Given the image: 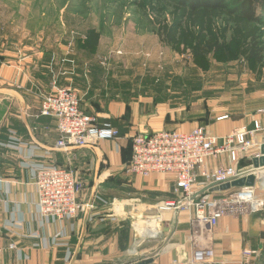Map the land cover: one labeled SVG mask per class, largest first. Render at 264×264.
<instances>
[{
    "label": "crops",
    "instance_id": "1",
    "mask_svg": "<svg viewBox=\"0 0 264 264\" xmlns=\"http://www.w3.org/2000/svg\"><path fill=\"white\" fill-rule=\"evenodd\" d=\"M52 67L47 57L21 55L19 45L0 43V264L189 262L194 239L212 245V264H240L245 249L257 251L254 264H264V211L226 216L212 230L211 237L195 230L185 213L167 212L162 222H155L157 206L173 198L175 177L154 174L142 178L126 171L133 136L139 129L140 133L154 131L142 126L95 146L58 149L56 120L40 115L43 97L57 87ZM68 76V63L61 61L58 88L68 84ZM84 97V103L91 99ZM81 109L92 115L82 107V98ZM101 110L105 111L101 120L122 114L111 104ZM255 121L264 127V114L253 111L238 120L222 118L209 131L224 137L239 128L251 130ZM256 141L239 168L250 167L260 155L264 131ZM228 164L227 156L207 161L209 169ZM53 167L73 169L81 183L78 200L91 207L77 218L58 220L39 212L34 177ZM201 184L200 179L198 186ZM198 190L199 194L205 192L201 187ZM235 190L217 191L213 196L222 197ZM255 190L264 200V170L257 175ZM155 228L158 233L152 237L149 232ZM10 245L15 247L11 249Z\"/></svg>",
    "mask_w": 264,
    "mask_h": 264
},
{
    "label": "rangeland",
    "instance_id": "2",
    "mask_svg": "<svg viewBox=\"0 0 264 264\" xmlns=\"http://www.w3.org/2000/svg\"><path fill=\"white\" fill-rule=\"evenodd\" d=\"M152 1L0 0V43L51 60L55 88L61 61L67 62L64 88L82 94V107L98 119L102 107H119L121 116L105 119L120 132L144 126L211 133L209 127L224 117L238 120L264 107V70L233 52L195 60L163 46L149 11ZM90 29L100 34L94 50L85 47Z\"/></svg>",
    "mask_w": 264,
    "mask_h": 264
},
{
    "label": "built area",
    "instance_id": "3",
    "mask_svg": "<svg viewBox=\"0 0 264 264\" xmlns=\"http://www.w3.org/2000/svg\"><path fill=\"white\" fill-rule=\"evenodd\" d=\"M258 113L264 114V109ZM40 115L56 120L59 134L57 148L64 151L95 146L101 141L121 137L120 132L109 123H100L96 116L86 114L81 109L80 96L68 88H55L52 93L45 95ZM263 131L260 121H255L251 130L239 128L224 137L201 128L189 132L165 130L136 133L132 138V156L126 171L142 178L154 174L173 175L176 181L173 198L157 206L155 222H162V215L167 212L185 213L195 230L211 237L212 230L222 218L251 215L262 210L264 200L257 196L255 186L238 188L225 197L213 196L215 192H210V189L247 178L251 174L257 178L264 169L256 170L253 165L239 168V163L256 146V136ZM222 156H227L228 165L214 169L207 167L209 159ZM200 179L202 184L198 186ZM34 184L38 191L37 206L43 217L74 219L91 207L78 200L82 186L73 169L53 167L39 171L34 177ZM198 187L205 192L199 194ZM156 228L149 235L155 237L158 233ZM193 242L190 261L175 260L173 264L214 262L215 251L210 243L199 244L196 239ZM14 247L10 245L11 249ZM256 255L257 251L243 250L240 264H254Z\"/></svg>",
    "mask_w": 264,
    "mask_h": 264
},
{
    "label": "trees",
    "instance_id": "4",
    "mask_svg": "<svg viewBox=\"0 0 264 264\" xmlns=\"http://www.w3.org/2000/svg\"><path fill=\"white\" fill-rule=\"evenodd\" d=\"M149 11L163 46L187 52L195 60L233 52L264 70V0H153ZM86 38L88 50L98 47L96 30H88ZM99 122L120 132L110 120Z\"/></svg>",
    "mask_w": 264,
    "mask_h": 264
},
{
    "label": "water",
    "instance_id": "5",
    "mask_svg": "<svg viewBox=\"0 0 264 264\" xmlns=\"http://www.w3.org/2000/svg\"><path fill=\"white\" fill-rule=\"evenodd\" d=\"M252 164L254 169L256 170H263L264 169V144L261 146L260 156L254 158L252 160ZM256 178L253 174L248 176L247 178H242L239 180H235L234 182L230 184H225L220 187H213L210 189V192H217V191H229L231 189H238L244 186L247 187H253L255 186ZM258 214V213H256ZM254 215V214H252ZM151 263V260H146L141 264H149Z\"/></svg>",
    "mask_w": 264,
    "mask_h": 264
}]
</instances>
